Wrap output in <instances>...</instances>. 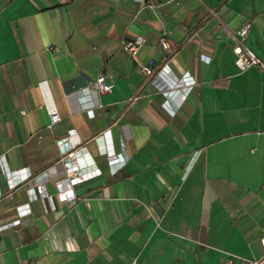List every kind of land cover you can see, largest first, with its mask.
Instances as JSON below:
<instances>
[{
    "label": "crops",
    "instance_id": "0c3cea01",
    "mask_svg": "<svg viewBox=\"0 0 264 264\" xmlns=\"http://www.w3.org/2000/svg\"><path fill=\"white\" fill-rule=\"evenodd\" d=\"M245 22L264 66V0H0V264H264V69L239 71L223 31ZM67 134L99 170L74 202Z\"/></svg>",
    "mask_w": 264,
    "mask_h": 264
},
{
    "label": "built area",
    "instance_id": "2783aa9c",
    "mask_svg": "<svg viewBox=\"0 0 264 264\" xmlns=\"http://www.w3.org/2000/svg\"><path fill=\"white\" fill-rule=\"evenodd\" d=\"M251 27L250 22H245L239 30L235 33H231L225 28L223 31L226 35L233 38L235 45L233 47V52L235 54V65L239 71H243L251 66H256L264 69L263 64L259 59L248 50L242 43L243 38L246 37L249 29ZM144 43L142 38H136L133 41L123 42L122 48L127 52L134 61H137L136 55L138 48ZM159 46L166 52L171 53V48L166 37V33L163 32L159 37ZM141 72L143 74L149 75L151 73L150 66H142ZM159 75H163L167 83L171 88H177L179 85L178 80H174L169 75L165 74L163 70L158 72ZM115 79L113 77L98 76L93 82L89 83L88 90L94 94H106L111 92ZM49 116V125L55 124L60 116L57 110L53 107L48 111ZM58 146L59 153L61 155L60 159L54 165V168L59 172H63L66 175L65 179L59 181L60 191L57 193V199L60 202H74L77 198L72 192V187L84 181H87L97 175H99V170H92L90 172H81L79 166L74 164L76 152L73 150V142L70 141V135L67 134L63 138H60L56 141ZM111 155V154H110ZM109 155V157H110ZM124 159H118L119 162H122ZM29 174L24 173V178L27 179ZM49 180V176L44 175L41 179L35 182H30L32 196L33 198L44 196V183ZM11 187L15 184L10 183ZM262 246L264 249V240L262 241ZM230 263V262H229ZM242 264H259L258 261H244Z\"/></svg>",
    "mask_w": 264,
    "mask_h": 264
}]
</instances>
